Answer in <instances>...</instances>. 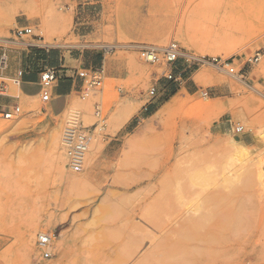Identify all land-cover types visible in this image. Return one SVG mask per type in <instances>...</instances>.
Returning <instances> with one entry per match:
<instances>
[{
	"label": "rangeland",
	"instance_id": "374dc122",
	"mask_svg": "<svg viewBox=\"0 0 264 264\" xmlns=\"http://www.w3.org/2000/svg\"><path fill=\"white\" fill-rule=\"evenodd\" d=\"M53 14L70 21L50 30ZM24 26L41 40H14ZM171 42L180 57L166 66ZM24 43L98 54L103 82L73 93L76 107L60 117L0 77V97L17 101L9 117L0 111V264H264V0H0L7 76L30 50ZM142 47L158 62L144 63ZM213 59L231 65L219 70ZM73 114L93 131L77 174L61 144ZM94 146L96 165L86 166ZM78 175L88 181L74 184ZM40 234L52 238L47 259Z\"/></svg>",
	"mask_w": 264,
	"mask_h": 264
},
{
	"label": "built area",
	"instance_id": "2783aa9c",
	"mask_svg": "<svg viewBox=\"0 0 264 264\" xmlns=\"http://www.w3.org/2000/svg\"><path fill=\"white\" fill-rule=\"evenodd\" d=\"M14 40L22 41L25 37H34L38 40H41L40 36H36L33 34L32 29L24 26V27H16L11 32ZM25 48H35L38 47L33 43H24ZM139 57L140 59L148 64L153 65L158 62V53L154 48L151 47H142L139 49ZM180 57L179 47L171 42L163 51V59L166 66L173 65ZM9 59L5 52L0 53V77L6 78L11 82L15 83L16 86L18 84V79L22 75L21 70H17L14 72L12 76H7V70L9 68ZM257 62L258 55H256L253 60L250 62ZM212 64H215L217 69L223 70L225 67L230 66V63L226 61H221L217 59L212 60ZM227 72L229 75L234 76L235 72L233 68H228ZM173 72L170 71L166 78L168 80L175 79L173 77ZM59 78V71L57 69H47L43 71L39 76V86H40V95L43 102H47L50 99L51 93L50 90L53 87L56 80ZM76 78L81 81L82 87L86 86L87 90H94L101 86L103 82V72L99 69H82L76 73ZM6 84L5 82H0V91H5ZM81 92V91H80ZM88 92V91H87ZM156 90L152 87L148 95L150 99L155 97ZM87 94V93H86ZM204 97L207 96V93L202 94ZM14 112H18L19 108L15 107L13 109ZM9 112V111H8ZM5 116H10V114ZM243 130L242 127H235V133L239 134ZM92 130L85 128L82 126L81 121L79 120L78 114H73L70 116L64 130L62 133L61 144L64 150V156L67 160V169L72 173H80L83 167L84 155L88 152ZM52 238L49 234H40L37 237V246L42 250V257L47 259L51 257L50 246H51Z\"/></svg>",
	"mask_w": 264,
	"mask_h": 264
},
{
	"label": "crops",
	"instance_id": "0c3cea01",
	"mask_svg": "<svg viewBox=\"0 0 264 264\" xmlns=\"http://www.w3.org/2000/svg\"><path fill=\"white\" fill-rule=\"evenodd\" d=\"M42 49V50H40ZM102 58L98 54H77L71 55L70 52L53 51L40 47L30 48L22 54L17 63L16 70H21L22 75L18 79L16 92L18 96L24 98H34L40 95L39 76L47 69H57L59 78L50 90L49 101L44 102L48 112L53 116H60L66 108L67 99L82 89V83L76 78V73L82 69H98ZM176 73V67L171 68ZM14 71V72H15ZM12 72L8 76L14 74ZM179 75L183 71L178 72ZM18 90V91H17ZM60 101L61 107L57 110L56 103ZM16 100L0 97V111H10V105L16 103ZM147 110V109H145Z\"/></svg>",
	"mask_w": 264,
	"mask_h": 264
},
{
	"label": "bare ground",
	"instance_id": "6f19581e",
	"mask_svg": "<svg viewBox=\"0 0 264 264\" xmlns=\"http://www.w3.org/2000/svg\"><path fill=\"white\" fill-rule=\"evenodd\" d=\"M68 21H70V18H69V20H68V16H65V15H61V14H57V15H55V14H53L52 15V17H51V19H50V23H51V25L49 26V29L50 30H55V29H57L58 27H60V26H62L63 24H68ZM50 30H46V32H47V35H46V37H47V40L48 41H51V38H50V35H51V33H50ZM57 44V43H56ZM190 56V55H189ZM239 73V72H238ZM200 75H199V77H198V79L199 80H202V79H204L205 78V75H204V72L202 71V72H200L199 73ZM235 75H236V72H235ZM15 90H16V88H15ZM18 91V90H17ZM90 91V90H89ZM180 97H176L175 98V102H177V100L179 99ZM76 105H77V103L75 102V101H71L68 105H67V107H66V109H65V111L60 115V117H63L65 114H66V111H67V109L68 108H74V107H76ZM211 107V106H210ZM201 110H205L206 108H207V106L206 105H201L200 107H199ZM61 132L58 130V129H54V130H52V132L50 133V136H49V139H48V141H49V144H50V148L52 149V151L55 153V150L57 149V147L58 146H60V137H61V134H60ZM232 146H233V148L235 149V150H237L238 152H245L244 150V143H243V141H242V139L240 138V137H236L234 140H233V143H232ZM61 148V147H60ZM92 151V153H90V154H88V156L86 157V160H85V164H86V166H89V165H93V164H95V162H94V156L96 155V152L95 153H93V151H95V146L94 147H92V149L90 150V152ZM63 152V151H62ZM61 152V153H62ZM57 153V152H56ZM61 157H54V159H53V165H54V168L57 170V171H59L60 173H62V169H63V161L60 159ZM63 159H65V158H63ZM97 159V158H96ZM96 165V164H95ZM76 177V178H75ZM74 178V181H73V183L75 184V183H77V182H83V181H88L86 178H83V177H81V176H75ZM199 219V217L197 218V224H196V227H197V225L200 223V225H202V223H201V221L202 220H198ZM200 219H202V218H200ZM193 220H195L196 221V219H194L193 218ZM195 221H193V222H191V225H195L194 224V222ZM200 221V222H199ZM193 223V224H192ZM200 225H198V227L200 228ZM195 227V229H197ZM190 228H191V226H190ZM192 228L194 229V226H192ZM33 235V234H32ZM28 236H29V233H28ZM31 238V237H30ZM30 240V239H29ZM29 240H26L25 241V250L27 251V252H30L31 251V249H32V245H31V242L29 241Z\"/></svg>",
	"mask_w": 264,
	"mask_h": 264
}]
</instances>
